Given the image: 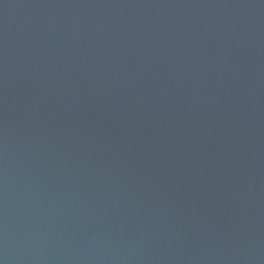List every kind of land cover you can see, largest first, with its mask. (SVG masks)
Segmentation results:
<instances>
[{"label": "water", "instance_id": "1", "mask_svg": "<svg viewBox=\"0 0 264 264\" xmlns=\"http://www.w3.org/2000/svg\"><path fill=\"white\" fill-rule=\"evenodd\" d=\"M0 264H264V0H0Z\"/></svg>", "mask_w": 264, "mask_h": 264}]
</instances>
